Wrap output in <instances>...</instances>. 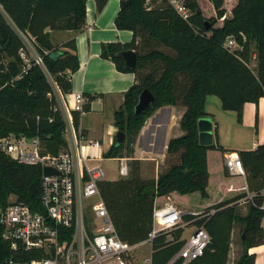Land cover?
I'll return each mask as SVG.
<instances>
[{
  "label": "trees",
  "instance_id": "16d2710c",
  "mask_svg": "<svg viewBox=\"0 0 264 264\" xmlns=\"http://www.w3.org/2000/svg\"><path fill=\"white\" fill-rule=\"evenodd\" d=\"M94 1L100 12L108 0ZM207 1L216 18H222L220 24L202 14L197 0H183L191 10L187 19L167 0H151L148 9L145 0H119L115 26L130 30L132 38L125 43L101 44L102 58L113 61L117 70L135 75V82L125 91L122 104L113 114L116 130L125 133L124 142L116 145L114 136L102 155L130 157L129 174L98 183L119 237L130 244L147 237L157 198L173 192H198L202 198L208 197L207 150L225 149L218 144L199 143L198 120L207 114V97H218L221 110L234 111L238 123L242 122L246 102L257 103L264 98V0H233L228 17L227 0ZM85 17L86 0H0V137L9 132L37 135L49 153L64 147V123L59 111L54 110V88L63 94L71 91V74L78 69L79 61L75 40L53 44L49 31H80L85 27ZM204 20L208 21V28ZM21 34L35 39L36 51L43 57L54 86L37 65L15 79L22 64ZM229 37L234 38L237 48L224 47ZM251 47L256 52L255 70L249 67ZM125 49L136 53L132 69L125 68L117 55ZM56 52L59 54L52 56ZM144 88L154 95V102L136 115L134 106ZM96 96H87L85 111ZM164 105L186 107L179 121L183 134L168 141L169 165L156 178H142L139 160L132 158L134 143L145 120ZM78 122L79 116L74 113L75 125ZM237 154L243 164L247 191L235 192L201 212L182 216L187 226H202L209 235L202 254L188 264H227L235 224L243 245V253L235 264H254L256 254L248 250L264 244V198L259 193L264 185V142L251 150H238ZM226 172L229 173L225 167ZM40 190V165L18 163L0 150V207L14 195L37 209ZM241 204H246L244 213L239 211ZM183 229L159 231L152 240L150 260L144 264H168L183 244Z\"/></svg>",
  "mask_w": 264,
  "mask_h": 264
},
{
  "label": "built area",
  "instance_id": "2783aa9c",
  "mask_svg": "<svg viewBox=\"0 0 264 264\" xmlns=\"http://www.w3.org/2000/svg\"><path fill=\"white\" fill-rule=\"evenodd\" d=\"M150 1L145 0L147 9ZM167 1L182 18L190 16L191 10L183 0ZM21 38L24 43L19 50L22 64L15 79L26 74L32 65H37L54 86L43 57L36 51L35 39L23 34ZM237 46L232 37L224 42V47L229 50ZM54 91V110L59 111L64 123L63 148L57 153L45 152L37 135L9 132L0 137V150L10 159L41 167L37 209L18 201L14 195L0 207V264H132L131 250L134 247L147 243L151 253L152 240L159 231L187 227V223L182 221L183 214L187 212L173 202H167L154 205L152 227L143 241L130 244L119 237L98 187L99 181L104 179L103 168L90 164L99 158L96 151L100 145L98 141H88L84 131L74 123V113L80 116L85 112L84 104L88 98L80 92L63 94L56 88ZM107 133L114 138L113 130L108 129ZM118 160L120 177H127V157ZM224 165L232 175L245 174L236 152L224 157ZM44 167H51L55 172L44 175ZM259 193L264 198V185ZM262 209L264 211V201ZM261 227L264 230V215ZM181 238L183 244L168 264L176 261L177 264H188L202 254L209 241V235L202 226H194L189 236Z\"/></svg>",
  "mask_w": 264,
  "mask_h": 264
},
{
  "label": "crops",
  "instance_id": "0c3cea01",
  "mask_svg": "<svg viewBox=\"0 0 264 264\" xmlns=\"http://www.w3.org/2000/svg\"><path fill=\"white\" fill-rule=\"evenodd\" d=\"M118 10L119 0H108L100 12L96 11L94 0H86L85 27L82 30L49 31L50 36L54 35L57 38V43L52 40L53 44L61 45L67 40H75L79 67L71 74L70 93L98 95L90 101L89 110L79 116L78 122L87 140L98 141L100 145L96 151L99 158L94 161L103 159V153L111 146L113 139L107 130L117 131L113 124L114 111L122 104L125 91L135 82L134 73L119 71L113 61L100 56L102 43H125L132 38L130 30L116 28L114 20ZM185 109L186 107L182 105H164L145 120L135 140L132 154L133 159L139 160V173L142 178L157 177L164 159L167 158L168 141L183 134L179 121ZM205 111L207 114L202 118L211 120L212 144H218L225 149V152L207 150L209 171L207 198L215 202L235 192L247 191L245 175L224 173V157L230 152L254 149L264 142V98H260L257 103L246 102L243 105L241 123L237 122L234 111L221 110L218 97H207ZM127 159L131 160L130 157ZM171 194L182 199L186 196L176 192ZM171 202L176 205L174 201ZM235 230L239 232L237 224L232 229L231 248ZM242 253L243 247L240 242L237 257L231 256L230 249L227 264H233ZM248 253L256 254L254 264H264V244L250 248Z\"/></svg>",
  "mask_w": 264,
  "mask_h": 264
},
{
  "label": "rangeland",
  "instance_id": "374dc122",
  "mask_svg": "<svg viewBox=\"0 0 264 264\" xmlns=\"http://www.w3.org/2000/svg\"><path fill=\"white\" fill-rule=\"evenodd\" d=\"M227 1H228V6L227 7L225 6L226 17L230 16V7L229 6L233 5V3H234L233 0H227ZM197 2H198L199 7L202 11V14L205 17H207V18L213 17L215 19L217 25L221 23L222 18H216L215 13L213 12V8L210 7V4L207 0H197ZM229 3H231V4L229 5ZM51 40L56 42L57 38L54 37V35H52ZM255 53L256 52H255L254 47H251V58H250V62H249V67L252 70H255V67H256ZM213 97H216V96H213ZM170 162H171V160H170L169 156H167V158L164 159V164L161 167L160 171L164 170L169 165ZM92 163L98 164L103 168L104 179L114 180L117 178H121L119 173H118V167L120 165V161L117 160L116 158H105V157H103V159L98 160V161H93ZM128 164H129V161H128ZM212 164H214L213 161H212ZM148 168H150V167H148ZM167 201H169V202L174 201L177 206L181 207V209H184L185 212H187V213L201 212V210H203L205 207L214 203V200H212L210 198H207V197L202 198L198 192L187 194L185 196V198H183V199L179 198V196L169 194L168 196H164L162 198L157 199L155 201V203L157 205H159V204H163ZM245 206H246V204H241L239 206V211L245 212L246 211ZM193 230H194V226L185 227L183 232H182V237L186 238L187 236L190 235V233ZM239 245H240V235H239V232H237V230H235L232 248H230L231 249V256L237 257L236 252H237V249H239ZM242 247H243V245H242ZM131 252H132V256H133L135 263L144 264L150 258V248H149V245L147 243H143V244H140L139 246L134 247L131 250ZM235 263H236V260H234L233 264H235ZM230 264H232V263H230Z\"/></svg>",
  "mask_w": 264,
  "mask_h": 264
},
{
  "label": "water",
  "instance_id": "95a60500",
  "mask_svg": "<svg viewBox=\"0 0 264 264\" xmlns=\"http://www.w3.org/2000/svg\"><path fill=\"white\" fill-rule=\"evenodd\" d=\"M206 24V28H208V21L204 20ZM59 53H53L52 56L56 57ZM117 55L123 60L124 67L128 69H132L136 65V53L131 49H125L117 53ZM154 102V95L147 88H144L139 96L136 105L134 106V113L136 115H140L143 110L151 106ZM198 140L202 145H210L213 143L212 141V132H211V120L208 118H200L198 120ZM115 144L121 145L125 139V133L122 131L115 132ZM55 170L51 167H44L43 173L44 175H49L54 173ZM196 232V231H194ZM172 264V263H170Z\"/></svg>",
  "mask_w": 264,
  "mask_h": 264
}]
</instances>
